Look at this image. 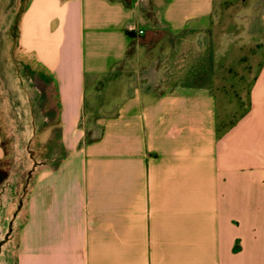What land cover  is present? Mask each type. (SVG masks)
<instances>
[{"label":"crops","instance_id":"obj_1","mask_svg":"<svg viewBox=\"0 0 264 264\" xmlns=\"http://www.w3.org/2000/svg\"><path fill=\"white\" fill-rule=\"evenodd\" d=\"M223 1L0 0V128L45 146L15 264H264V59L221 130L165 74Z\"/></svg>","mask_w":264,"mask_h":264},{"label":"rangeland","instance_id":"obj_2","mask_svg":"<svg viewBox=\"0 0 264 264\" xmlns=\"http://www.w3.org/2000/svg\"><path fill=\"white\" fill-rule=\"evenodd\" d=\"M263 7L264 0L221 2L202 38L197 43L182 44L166 64V76L176 78L186 69V74L179 76L184 85L214 92L220 130L248 110L250 87L264 59V24L260 21ZM132 52L133 48L128 54ZM133 63L128 58L121 69L132 72L136 68ZM7 123L4 119L0 128L5 150L0 169L8 172L7 180L0 183V264H15L18 232L26 215L20 205L28 192L25 187L31 183L34 162L43 164L45 146L13 143L17 130L23 135L28 132L8 127Z\"/></svg>","mask_w":264,"mask_h":264},{"label":"trees","instance_id":"obj_3","mask_svg":"<svg viewBox=\"0 0 264 264\" xmlns=\"http://www.w3.org/2000/svg\"><path fill=\"white\" fill-rule=\"evenodd\" d=\"M8 178V172L0 169V183L4 182Z\"/></svg>","mask_w":264,"mask_h":264},{"label":"built area","instance_id":"obj_4","mask_svg":"<svg viewBox=\"0 0 264 264\" xmlns=\"http://www.w3.org/2000/svg\"><path fill=\"white\" fill-rule=\"evenodd\" d=\"M144 32L143 31H139V34H143Z\"/></svg>","mask_w":264,"mask_h":264}]
</instances>
